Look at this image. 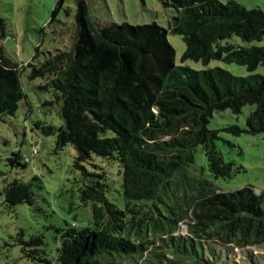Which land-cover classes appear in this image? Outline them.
Listing matches in <instances>:
<instances>
[{
    "label": "trees",
    "instance_id": "trees-1",
    "mask_svg": "<svg viewBox=\"0 0 264 264\" xmlns=\"http://www.w3.org/2000/svg\"><path fill=\"white\" fill-rule=\"evenodd\" d=\"M162 1L176 10L167 28L154 21L95 28L87 1L75 0V28L67 49L37 64L20 66L0 50V120L14 115L26 96L20 71L29 67L28 79L43 78L40 88L55 91L63 120L59 127L35 121L34 129L55 135L56 147L71 144L75 166L82 168L85 177H93L79 189L82 202L90 203V221L56 229L60 245L53 264H134L136 256L143 258L145 251L153 250L147 244H155L147 240V229H142L147 206L156 212L148 216L150 233L154 238L167 237L172 254L182 244L173 238H188L195 252L194 243L201 239L240 247L264 243V192L256 193L250 186L218 191L194 164L195 149L200 147L211 176L234 174L233 163L225 162L216 148L218 130L208 127L209 119L214 111L237 113L243 105L253 104L246 128L232 125L226 130L264 132V74L240 76L219 66L193 69L176 64L175 50L167 40L168 32L182 37L183 61L207 64L221 59L251 72L264 65V46L222 45L220 41L234 35L247 43L261 40L264 10L246 8L234 0ZM61 5L58 0L52 19ZM92 154L117 163L122 208L106 196L105 172L90 174L83 168ZM8 160L27 164L20 148ZM3 201L8 207L32 204L31 182L17 178L8 182ZM185 218L191 220L186 224L188 237L175 236ZM42 242L41 236H32L25 245ZM25 252L51 264L38 248ZM171 259V264H218L203 257V250L194 260L179 261L175 255Z\"/></svg>",
    "mask_w": 264,
    "mask_h": 264
},
{
    "label": "rangeland",
    "instance_id": "rangeland-1",
    "mask_svg": "<svg viewBox=\"0 0 264 264\" xmlns=\"http://www.w3.org/2000/svg\"><path fill=\"white\" fill-rule=\"evenodd\" d=\"M86 1L89 19L95 28L111 23L144 24L153 21L167 28L176 14L175 8L164 4L162 0ZM234 1L246 8L264 10V0ZM57 2L58 0H0V50L3 55L20 66L28 62L37 64L58 50L67 49L73 40L75 28V0H62L61 7L52 19V10ZM167 40L175 50L176 64L187 65L193 69L219 66L240 76L250 73L264 74V65H258L250 72L244 65L227 63L221 59H212L207 64L192 59L183 61L181 55L185 44L182 37L168 32ZM220 42L222 45L230 43L240 46H264V35L261 40L248 43L235 35ZM28 71L27 66L20 71V83L26 96L19 101L14 115H4L0 120V264H45L30 258L25 252V249L34 248L42 250L43 256L53 264L56 249L60 245L59 232L56 229L68 224L86 225L91 215L90 203L82 202L79 189L87 178L93 177H85L82 168L75 166L74 147L71 144L56 147L55 135H45L33 127L35 121L59 127L63 120L58 114L59 104L55 91L40 88L45 80L28 79ZM254 108L253 104H245L237 113L230 109L214 111L209 119L208 127L218 130L216 148L224 161L233 163L235 168L230 178L211 176L206 170L203 151L200 147L195 149V166L199 170L203 169L207 179L218 191L228 192L250 186L256 193L264 192V132L252 134L242 131L235 134L226 130L232 125L246 128V119ZM31 141L37 143L36 152L31 151ZM17 148L29 158L24 166L10 164L8 160ZM82 165L90 174L105 172L106 196L109 201L122 208L121 178L117 163L92 154ZM34 177L36 178L33 179ZM16 178L31 182L32 204L21 202L10 207L4 204L3 188ZM188 192L190 193L189 190ZM148 216H156L150 206L145 207L142 229H147V240H152L155 244H147L153 250L145 251L143 258L136 256L134 264H171L173 262L169 261V258H173V255L179 261L183 257L194 260L197 255L202 254V250L203 257L218 264H264V243L240 247L221 244L214 238L201 239L194 243L195 252L193 243L188 238H173L176 242L182 241V244H179V251L172 254L173 248L167 242V237L154 238L150 233L151 221ZM189 222L191 220L187 218L181 221L174 235L188 237L186 224ZM32 236H41L43 242L26 246L25 243L29 242ZM135 236L133 233V237ZM165 241L167 245L164 244ZM169 241L172 242L171 239Z\"/></svg>",
    "mask_w": 264,
    "mask_h": 264
},
{
    "label": "built area",
    "instance_id": "built-area-1",
    "mask_svg": "<svg viewBox=\"0 0 264 264\" xmlns=\"http://www.w3.org/2000/svg\"><path fill=\"white\" fill-rule=\"evenodd\" d=\"M31 144H32V146H31V151L32 152H36L37 151V143L36 142H34L33 143V141H31ZM29 158L27 157V155L25 154V160L27 161Z\"/></svg>",
    "mask_w": 264,
    "mask_h": 264
}]
</instances>
